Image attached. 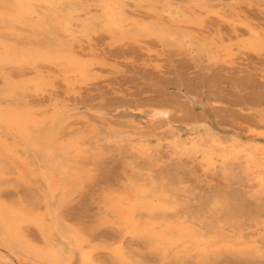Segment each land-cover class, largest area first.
<instances>
[{
  "label": "rangeland",
  "instance_id": "374dc122",
  "mask_svg": "<svg viewBox=\"0 0 264 264\" xmlns=\"http://www.w3.org/2000/svg\"><path fill=\"white\" fill-rule=\"evenodd\" d=\"M152 1L158 9L169 6L185 13L179 17L183 22L169 23L168 13L159 16L146 2L125 0L132 16L129 23L170 24L172 34L163 41L142 34L119 38L102 26L83 34L75 26V34L69 36L51 12L40 26L15 22L6 28L0 15V45L52 50L63 41L92 71L80 79L46 62H37L36 67L8 65L0 71V99L11 92L7 100L15 108L27 107L38 117L53 111L64 114L56 133L63 141L76 137L82 141V153L74 158L72 152L73 166L68 169L79 173L78 186L57 212L95 264H264V170L257 178L246 160L252 155L264 164V51H239L233 32L234 28L239 40H245L252 28L264 38V0H206V4L198 0V5L194 0ZM154 110L168 115L157 122L150 116ZM6 132L0 129V136L14 153L2 156L7 175L1 179V199L25 209L32 218L49 221L57 205L40 175V161ZM212 139L219 140L221 148ZM191 140L200 146L193 147ZM205 157L214 159L213 164ZM139 186L149 193L147 199L165 204L158 217L193 225L213 241L209 249L174 247L162 254L146 239L123 234L114 205L119 200L126 203ZM145 215L144 210L138 212L143 224ZM22 232L32 245L43 246L34 223L24 224ZM222 241L226 246L221 247ZM65 249H70L67 244ZM73 253L72 264H81L80 251ZM0 255L12 264H48L18 247L10 249L1 237Z\"/></svg>",
  "mask_w": 264,
  "mask_h": 264
},
{
  "label": "bare ground",
  "instance_id": "6f19581e",
  "mask_svg": "<svg viewBox=\"0 0 264 264\" xmlns=\"http://www.w3.org/2000/svg\"><path fill=\"white\" fill-rule=\"evenodd\" d=\"M134 1L137 5L146 2L147 8L154 11L157 14L160 13L158 14L159 16L163 12L168 13L169 23L170 21L171 22L174 21L175 23L183 22V20H179L180 16H185V13L182 11L181 12L175 11L171 9L169 6H167L164 9H162L163 7L162 6L160 9H158L156 3L152 0H134ZM194 1L198 5V0H194ZM1 2L2 4L0 7V15H1L2 21H5L7 23L6 28L11 27V24L15 22L16 23L18 22L20 24L25 23V25H28L30 27L40 26L39 25L40 23L41 24L44 23V18H45L44 16L47 15L48 12H51L50 14H52V16L54 17L53 19L55 20V23L57 24L59 29L65 33H68L69 36H72L75 34V29H73L75 28V26L77 27L78 30H80V31L77 30V32L82 33V34L89 32L91 30V27L93 26H98V27L102 26V29H104L106 32L110 34L115 35L114 33H118L119 38H123L125 36L133 37L135 36V34L136 36H139L142 34V35H146L147 37L153 36L163 41L164 39H166L167 36L172 34V27L169 26L170 24L163 22V21L156 20L155 22L151 21V23H145V24L138 23L137 21H134L133 23H129L130 18H132V16L128 15L126 11L127 4L125 0H0V3ZM199 2H201L202 4H206V0H199ZM91 7L99 8L100 11H96L93 13V11L91 10ZM207 7L208 6H205V8ZM38 10H42L43 13L42 14L38 13ZM208 12H211V11L208 10ZM35 16L38 17V21L36 22L33 21ZM217 16L220 19L223 17L219 14H217ZM200 20L201 19H199V21ZM176 27L178 28V26ZM248 30H249L248 33L250 34V36L245 40H239V35L237 34V31L233 28V32L235 35L234 38L237 41L238 50L239 51L240 50H250L252 52L260 54L262 51H264V38L259 33V31L252 29V28H248ZM82 46L84 47V45ZM228 61L229 60L227 59V63L231 64V62H228ZM37 62H46L52 65H55L56 67H59L60 69H64L62 70L63 72L67 74H73L76 78H80V79H87L89 77V74L92 72L90 68L91 65L87 64V62H85L83 58H81L78 54H76L73 50H71L70 47L66 46L63 41H60L57 47H55V49H52V50L17 48V46L13 47L6 43L5 44L2 43V45H0V71L1 72L4 71V68L8 65H14L19 68L22 66L36 67ZM180 63L182 64L181 61ZM5 84L8 86V89L11 91V88H13L11 86L12 84L10 85L9 82ZM10 95H11V92H7V94H5L6 98L4 97L0 99V129H5L7 132H10V135L15 137L14 139H20L22 142V147H24L23 149L31 152L35 156V158L40 161L39 167H42L40 169V175L47 184V187L50 193V199L55 200L57 207L55 210H52L53 211L52 213L50 212V220L46 221V219L44 218H38V217L32 218L31 215H29L28 212L25 209H22L21 207L16 208V207H12L11 205H8L5 201L1 199V196H0V237L2 241L8 247H10V249H14L18 247L19 249H22L25 253H27L30 257H32L33 259H37L39 261L46 262L48 264H72V258H73L72 256L74 254L73 252L77 250L80 251L81 253V264H95L94 262L95 260H93L92 255L89 252L85 251L84 249L85 247L83 248L81 244L82 241H80V238L78 237V235L73 232L74 230L73 231L69 230L67 225L65 226L61 222L58 216V212H57V209L61 205L71 200L72 195L78 186V181L80 179V176L77 170L74 169L76 167L74 168L72 167L74 169L72 172H68L69 171L68 169L71 164L73 166V163L71 162L72 152L74 154V158L77 155H80L82 153V144H81L82 141L80 140L79 137L71 138L68 141H63V137H60L59 133H56L58 126L60 124L62 125V123L64 122V119H65L64 114H58L53 111L50 114L48 112L43 113L40 117H38L35 114H33V112L29 110L27 107H24V108L13 107L7 100L9 99ZM167 115H168V112L165 110H154L150 116H151V119H156L161 116L166 117ZM156 120L157 122L160 121V120L158 121V119ZM157 122L155 121V124ZM162 124L160 123V125ZM45 125H48L49 128L45 132H42L41 128L45 127ZM175 127L173 126V128ZM178 128L176 129L178 130ZM128 138L133 139L130 135ZM198 138H200V136ZM67 139L68 138H66V140ZM174 140H173V144L175 143ZM180 142H181V139H180ZM197 142L191 140L192 146L199 147L200 144ZM206 142H208V140ZM211 142L214 144L215 147L217 148L220 147L219 140L212 139ZM182 146L184 147L185 145H182ZM188 147H191V146H188ZM84 149L86 150V148ZM10 152L14 153V150L8 147L4 138L0 136V188L3 183L2 182L3 180L1 181V179L4 176V171H5L4 170L5 160L4 161L2 160V156H3V153L10 154ZM183 153H185V151ZM247 157H248L246 158L247 163L248 164L250 163L248 165V169L252 172V174H255V175L257 174L256 175L257 178H261L260 176L263 173L264 164L258 163L256 158L252 155H247ZM213 160L214 159L212 158L205 157V161H207L209 165L213 164L212 163ZM187 161L189 160L187 159ZM35 165L36 164L34 162L33 166ZM77 165L78 164H76L75 166ZM205 174H206V171H205ZM145 182H148V181H145ZM141 186L137 187L134 190V196L130 197V199H128L126 203H122V201L119 200L116 202V205H114L116 209V215L118 218L117 219L118 229L120 231L122 230L121 232L123 234L130 233L128 235H133L135 237L137 236L139 238L142 237L146 239L149 243H151V245L152 244L155 245L161 251L162 254H165L168 249L170 248L172 249L174 247H177L178 249L180 247H183L184 249L192 248L195 250L197 248H200V250L204 248L202 251L207 250V247L209 249V246H210L209 244H213L211 243L212 240L211 241L208 240V238L205 237L202 233H200L193 225L189 223H171L170 221L166 220L162 216L158 217L156 213L164 210L165 204L161 202L154 203L153 199H147V194L149 193H147V191L144 190V188H141ZM164 187L166 188L168 186H164ZM204 198H207V196H205ZM203 200H207V199H203ZM204 204L202 205V207H204ZM143 210L147 212V215H145L146 223L144 224L140 222V220H138V212L143 211ZM224 216H227V215L225 214ZM226 220L227 219H225V221ZM186 221L188 220L186 219ZM26 223H34V225H36V227L39 229V232L43 240L42 247H36L32 245L26 239L25 235L22 232V226ZM223 223H226V222H223ZM228 224H229V221H228ZM58 239H60L62 242H59ZM227 242H228V239H227ZM66 244L70 248L68 252L65 249ZM219 245L220 244H218V246ZM223 246H226V243H223L222 241L221 247ZM248 253H250V251ZM175 254H177V252ZM5 257L6 256L0 255V264H12L9 260H6ZM117 257H120V255H117Z\"/></svg>",
  "mask_w": 264,
  "mask_h": 264
}]
</instances>
